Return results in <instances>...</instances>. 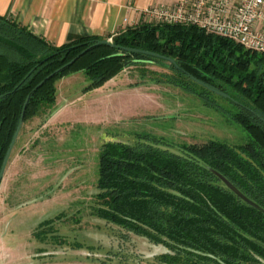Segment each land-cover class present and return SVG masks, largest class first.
I'll use <instances>...</instances> for the list:
<instances>
[{
  "label": "trees",
  "instance_id": "trees-1",
  "mask_svg": "<svg viewBox=\"0 0 264 264\" xmlns=\"http://www.w3.org/2000/svg\"><path fill=\"white\" fill-rule=\"evenodd\" d=\"M109 37L112 45H95ZM147 64L171 72L142 68L152 75L143 83L181 86L207 105L217 106L215 96L227 100L228 108L220 107L249 141H107L100 214L164 245L159 264H264V52L198 25L147 20L112 36L55 45L0 15V172L23 113L24 124L52 109L60 79L82 71L89 91Z\"/></svg>",
  "mask_w": 264,
  "mask_h": 264
},
{
  "label": "rangeland",
  "instance_id": "rangeland-1",
  "mask_svg": "<svg viewBox=\"0 0 264 264\" xmlns=\"http://www.w3.org/2000/svg\"><path fill=\"white\" fill-rule=\"evenodd\" d=\"M142 68L171 72L133 66L89 91L84 72L68 74L53 108L22 125L0 186V264H159L164 245L100 214L102 145L249 141L220 107L227 100L207 105L181 86L143 83L152 75Z\"/></svg>",
  "mask_w": 264,
  "mask_h": 264
},
{
  "label": "crops",
  "instance_id": "crops-1",
  "mask_svg": "<svg viewBox=\"0 0 264 264\" xmlns=\"http://www.w3.org/2000/svg\"><path fill=\"white\" fill-rule=\"evenodd\" d=\"M179 1L0 0V15L55 45H61L83 35L112 36L147 21L145 11L148 8L172 6Z\"/></svg>",
  "mask_w": 264,
  "mask_h": 264
},
{
  "label": "built area",
  "instance_id": "built-area-1",
  "mask_svg": "<svg viewBox=\"0 0 264 264\" xmlns=\"http://www.w3.org/2000/svg\"><path fill=\"white\" fill-rule=\"evenodd\" d=\"M145 14L147 20L195 24L264 52V0H180Z\"/></svg>",
  "mask_w": 264,
  "mask_h": 264
},
{
  "label": "water",
  "instance_id": "water-1",
  "mask_svg": "<svg viewBox=\"0 0 264 264\" xmlns=\"http://www.w3.org/2000/svg\"><path fill=\"white\" fill-rule=\"evenodd\" d=\"M100 44H110V45H112V40H109V39L99 40L95 45H100ZM88 49H89V48H88ZM127 50L136 51V50H134V49H130V48H127ZM144 52H145V51H144ZM146 52H147V53H150V54H152V55H155V56L162 57V55H159V54H156V53H152V52H148V51H146ZM164 58H165V57H164ZM168 60H169L170 62H174L173 59H168ZM72 62H73V61H72ZM72 62H70V63H72ZM214 90H215L216 92L220 93V91H218V90H216V89H214ZM23 118H24V113H23V115H22V117H21V120H20V123H19L18 129H17V131H16V134H15V136H14V138H13V141H12V143H11V145H10V148H9V150H8V152H7V155H6V157H5L4 163H3L2 168H1V172H0V186H1V183H2V180H3V177H4V173H5L6 165H7L8 159H9V157H10L11 151H12V149H13L15 143H16V140H17V138H18V135H19V133H20V131H21V127H22V125H23Z\"/></svg>",
  "mask_w": 264,
  "mask_h": 264
}]
</instances>
